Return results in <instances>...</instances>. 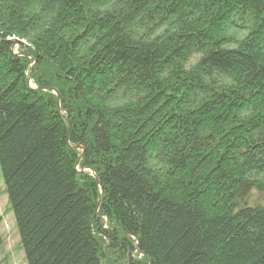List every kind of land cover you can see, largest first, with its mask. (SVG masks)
I'll return each instance as SVG.
<instances>
[{"label":"trees","instance_id":"trees-1","mask_svg":"<svg viewBox=\"0 0 264 264\" xmlns=\"http://www.w3.org/2000/svg\"><path fill=\"white\" fill-rule=\"evenodd\" d=\"M0 173L26 264H264V0H0Z\"/></svg>","mask_w":264,"mask_h":264},{"label":"rangeland","instance_id":"rangeland-1","mask_svg":"<svg viewBox=\"0 0 264 264\" xmlns=\"http://www.w3.org/2000/svg\"><path fill=\"white\" fill-rule=\"evenodd\" d=\"M18 47V45H15L14 50L17 51ZM5 190L3 178L0 176V244L2 243L0 245V264H26L15 215L8 203Z\"/></svg>","mask_w":264,"mask_h":264},{"label":"water","instance_id":"water-1","mask_svg":"<svg viewBox=\"0 0 264 264\" xmlns=\"http://www.w3.org/2000/svg\"><path fill=\"white\" fill-rule=\"evenodd\" d=\"M9 41H13L15 44L14 45H18V46H20V45H23L24 43L26 44V42L25 41H23V40H20L19 38H10L9 39ZM80 146H77L76 148H79Z\"/></svg>","mask_w":264,"mask_h":264}]
</instances>
